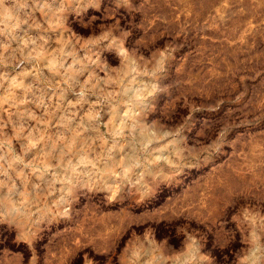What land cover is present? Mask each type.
<instances>
[{
	"label": "rangeland",
	"instance_id": "1",
	"mask_svg": "<svg viewBox=\"0 0 264 264\" xmlns=\"http://www.w3.org/2000/svg\"><path fill=\"white\" fill-rule=\"evenodd\" d=\"M0 264H264V0H0Z\"/></svg>",
	"mask_w": 264,
	"mask_h": 264
}]
</instances>
